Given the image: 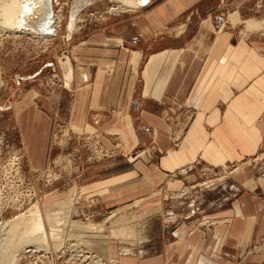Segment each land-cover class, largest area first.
I'll list each match as a JSON object with an SVG mask.
<instances>
[{"label": "crops", "instance_id": "1", "mask_svg": "<svg viewBox=\"0 0 264 264\" xmlns=\"http://www.w3.org/2000/svg\"><path fill=\"white\" fill-rule=\"evenodd\" d=\"M263 19L264 0H150L101 15L69 38L55 94L40 82L3 102L29 170L54 158L60 127L117 150L74 184L118 215L98 223L105 232L68 229L106 263L264 264L248 253L264 239ZM206 169L233 171L206 185Z\"/></svg>", "mask_w": 264, "mask_h": 264}, {"label": "rangeland", "instance_id": "2", "mask_svg": "<svg viewBox=\"0 0 264 264\" xmlns=\"http://www.w3.org/2000/svg\"><path fill=\"white\" fill-rule=\"evenodd\" d=\"M121 2L122 0H54L55 12L61 16L60 27H53L38 36L24 34L20 30L18 32L0 30V233L5 232V229L10 228L15 222L30 221L33 218L32 213L37 211L44 217L48 228L50 227L49 217H54L53 219H58L61 227L65 229L63 239L55 243L50 237L51 230H48L47 246L51 247L50 252L37 253L43 259L38 262L35 247L18 243L15 238L12 245L17 246L18 253H16L19 254L17 264H72L68 259L74 252L72 249L77 248L98 254L92 245L95 243L82 233H68L69 224L78 231H93L97 234L99 231L105 232V229L98 224L99 222L101 224L103 221L111 222L118 215V212L113 210L115 207L100 208L102 203L98 202L97 196L84 194L81 191L80 182L74 184L75 181L83 178L82 173L83 171L86 173V166L89 163L116 156L117 150L104 145L96 134L88 133L80 136L70 129L65 130V127H60L54 135V147L57 148L54 158L44 169L29 170L25 166L24 150L19 145L16 132L11 127L12 124L9 123L8 129H4L1 122L7 113L6 110L12 108L10 104L14 93L25 92L42 82L45 93L55 94L64 83V72L61 66L70 64L69 38L72 34L79 32L82 25L92 22L96 17L136 9L123 5ZM72 13L81 20L78 22L79 29L70 32L68 20ZM37 71H42L41 80L38 82H36ZM65 74L68 78L69 75ZM3 102L10 104L5 106ZM96 140H99L98 146H95ZM101 145L104 151L97 155L96 151L101 149ZM111 150L115 152L112 153ZM18 160L19 165H16ZM188 170H178L170 177H184L197 171L195 167ZM201 171L205 173L201 178L202 183L209 185L218 178L229 176L233 169ZM198 186L201 185L190 186L192 189L188 188L186 191L192 192ZM59 203L71 206L70 211L66 210L67 222H64L66 219L61 217L62 212L57 213L53 210ZM72 218L76 219L72 220ZM207 220L203 219L201 223H208ZM24 225L19 229H22ZM261 240L254 243H259ZM56 243L59 245L56 246ZM252 245L248 253H259L264 257V249L253 250ZM24 248L25 251L22 250ZM46 255H49V258Z\"/></svg>", "mask_w": 264, "mask_h": 264}, {"label": "bare ground", "instance_id": "3", "mask_svg": "<svg viewBox=\"0 0 264 264\" xmlns=\"http://www.w3.org/2000/svg\"><path fill=\"white\" fill-rule=\"evenodd\" d=\"M148 1L150 0H122L121 3L131 8H139L148 3ZM79 20L81 19H79L75 13L71 14L68 20V29L70 32L79 29ZM255 23L256 21L247 20L246 24L250 27V29L249 27L247 29L251 30L252 26H255ZM262 23L264 25V21ZM262 23L260 24L262 25ZM60 24L61 16L57 15L55 12L54 0H0L1 31L11 30L12 32H18L20 30L21 33L38 36L51 30L53 27H60ZM259 26L258 28L260 29ZM70 207V204L59 203L54 206L53 210L57 213L62 212L63 215L61 217H63L64 220L66 219L64 222H67L68 212H66V210L70 211ZM32 216L33 218H31L30 221L26 222L21 220L15 222L10 228L5 229V232L0 233V264H17L19 262V254H17L18 252L16 249L17 246L12 245L15 238L18 240V243H24L27 247L34 246L36 252H50L51 247L47 246L49 241L48 230H51L50 237L54 243L59 242L65 236V229L61 227L58 219L49 217L50 227L48 228L44 217L39 211L32 213ZM22 225H24L23 228L19 229ZM58 245L59 244L56 243V246ZM22 250L25 251V248ZM74 250L77 254L90 252V255H86L84 258V261L90 259L89 264H108L102 257L87 249L77 248Z\"/></svg>", "mask_w": 264, "mask_h": 264}, {"label": "built area", "instance_id": "4", "mask_svg": "<svg viewBox=\"0 0 264 264\" xmlns=\"http://www.w3.org/2000/svg\"><path fill=\"white\" fill-rule=\"evenodd\" d=\"M55 76V75H54ZM96 142V144H95V146H98L99 145V140H96L95 141ZM91 143V142H90ZM104 150H103V148H102V145H101V149L99 150H97L96 151V153H97V155L99 154V153H102ZM112 151V153H114L115 152V150H111ZM19 158V157H18ZM16 165H19V160H18V162L16 163ZM19 168V167H18ZM194 168V165H190L189 166V170H192ZM188 170V171H189ZM18 171V170H17ZM17 173H19V172H17ZM252 247H253V250H259V251H261V250H263L264 249V239L263 240H261V242H259V243H254L253 245H252ZM74 251V252H73ZM72 252L73 253H71L70 254V257H69V261L72 263V264H89V262H90V259L88 260V261H84V258H85V256L86 255H90V252L89 253H87V252H85V254H83V253H81V254H77L76 253V251L75 250H73L72 249ZM37 253H39V252H36V261L38 262V261H43V259H41L38 255H37ZM76 253V254H75ZM40 254H42V253H40ZM42 255H44V254H42ZM42 255H40V256H42ZM35 256V255H34ZM46 257H48L49 258V255H46Z\"/></svg>", "mask_w": 264, "mask_h": 264}]
</instances>
